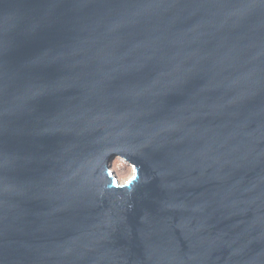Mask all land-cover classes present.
Wrapping results in <instances>:
<instances>
[{
  "label": "water",
  "instance_id": "95a60500",
  "mask_svg": "<svg viewBox=\"0 0 264 264\" xmlns=\"http://www.w3.org/2000/svg\"><path fill=\"white\" fill-rule=\"evenodd\" d=\"M0 264H264V0H0Z\"/></svg>",
  "mask_w": 264,
  "mask_h": 264
},
{
  "label": "rangeland",
  "instance_id": "374dc122",
  "mask_svg": "<svg viewBox=\"0 0 264 264\" xmlns=\"http://www.w3.org/2000/svg\"><path fill=\"white\" fill-rule=\"evenodd\" d=\"M109 167L115 172L119 183L126 182L134 172L133 164L118 156L111 160Z\"/></svg>",
  "mask_w": 264,
  "mask_h": 264
}]
</instances>
